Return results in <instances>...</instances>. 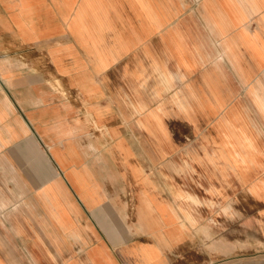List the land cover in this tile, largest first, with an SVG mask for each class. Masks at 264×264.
Listing matches in <instances>:
<instances>
[{"label": "crops", "instance_id": "obj_1", "mask_svg": "<svg viewBox=\"0 0 264 264\" xmlns=\"http://www.w3.org/2000/svg\"><path fill=\"white\" fill-rule=\"evenodd\" d=\"M0 264H264V0H0Z\"/></svg>", "mask_w": 264, "mask_h": 264}]
</instances>
